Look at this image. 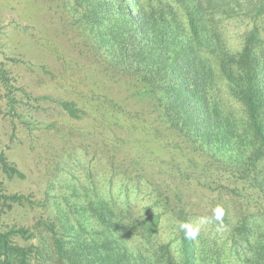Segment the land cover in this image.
Returning <instances> with one entry per match:
<instances>
[{"label": "trees", "instance_id": "1", "mask_svg": "<svg viewBox=\"0 0 264 264\" xmlns=\"http://www.w3.org/2000/svg\"><path fill=\"white\" fill-rule=\"evenodd\" d=\"M103 7L101 48L127 66L140 96L155 100L170 136L183 141L165 147L200 158L212 150L206 169L217 175L216 188L206 203L220 204L224 195L237 214L223 205L220 221L200 218L183 191L161 195L140 217L129 194L118 203L97 197L76 209L79 232L72 237L56 222H40L49 243L23 246L16 238L34 240L37 232L0 229V264H264V0H107ZM93 18L100 19L96 12ZM232 22L243 30L233 46ZM61 106L78 118L74 103ZM183 165L181 182H190L194 172ZM0 169L22 176L1 151ZM22 200L0 183V217ZM164 221L173 225L167 242L160 240ZM202 221L218 232L206 234Z\"/></svg>", "mask_w": 264, "mask_h": 264}, {"label": "rangeland", "instance_id": "2", "mask_svg": "<svg viewBox=\"0 0 264 264\" xmlns=\"http://www.w3.org/2000/svg\"><path fill=\"white\" fill-rule=\"evenodd\" d=\"M106 1L0 0V151L22 175L0 169V183L7 195L23 197L4 208L0 229L26 228L39 235L29 241L16 238L20 245L49 239L47 232L40 233L45 231L40 222H56L69 237L78 234L76 209L97 197L118 203L129 194L140 217L161 195L172 198L183 191L200 218L220 221L216 211L223 205L231 217L237 214L224 195L220 204L206 203L215 192L211 187L216 188L217 175L206 169L213 151L200 158L167 149L168 141H177L153 110L155 100L142 98L127 66L116 65L101 48L97 34L106 27ZM93 12L100 19L94 20ZM228 29L233 46L243 30L233 22ZM63 101L74 103L78 118L63 109ZM224 155L227 150L217 158ZM179 162L194 172L190 182H181ZM167 164L176 168L170 171ZM207 177L211 184L204 190ZM172 226L164 221L162 242L170 240ZM201 226L206 234L218 232L203 221Z\"/></svg>", "mask_w": 264, "mask_h": 264}, {"label": "clouds", "instance_id": "3", "mask_svg": "<svg viewBox=\"0 0 264 264\" xmlns=\"http://www.w3.org/2000/svg\"><path fill=\"white\" fill-rule=\"evenodd\" d=\"M222 212L218 209L217 211H216V219L217 220H220L221 219V217H222ZM207 222H211L210 220L209 221H207ZM194 235V234H193Z\"/></svg>", "mask_w": 264, "mask_h": 264}]
</instances>
